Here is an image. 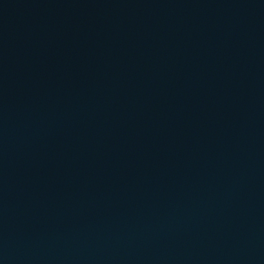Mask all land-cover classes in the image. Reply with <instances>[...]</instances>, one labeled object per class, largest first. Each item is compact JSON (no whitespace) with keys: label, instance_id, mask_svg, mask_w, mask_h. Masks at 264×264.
<instances>
[{"label":"water","instance_id":"1","mask_svg":"<svg viewBox=\"0 0 264 264\" xmlns=\"http://www.w3.org/2000/svg\"><path fill=\"white\" fill-rule=\"evenodd\" d=\"M0 264H264V0H0Z\"/></svg>","mask_w":264,"mask_h":264}]
</instances>
